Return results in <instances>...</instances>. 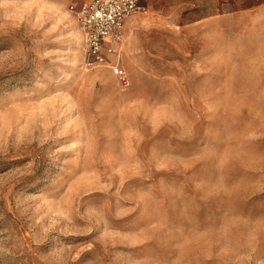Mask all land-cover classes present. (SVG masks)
Returning <instances> with one entry per match:
<instances>
[{
    "label": "rangeland",
    "instance_id": "obj_1",
    "mask_svg": "<svg viewBox=\"0 0 264 264\" xmlns=\"http://www.w3.org/2000/svg\"><path fill=\"white\" fill-rule=\"evenodd\" d=\"M82 1L0 0V264H264V0H143L126 87Z\"/></svg>",
    "mask_w": 264,
    "mask_h": 264
},
{
    "label": "built area",
    "instance_id": "obj_2",
    "mask_svg": "<svg viewBox=\"0 0 264 264\" xmlns=\"http://www.w3.org/2000/svg\"><path fill=\"white\" fill-rule=\"evenodd\" d=\"M143 0H83L72 6L87 41L86 66L113 68L124 87L131 84L123 58L124 28L127 20L145 9Z\"/></svg>",
    "mask_w": 264,
    "mask_h": 264
}]
</instances>
